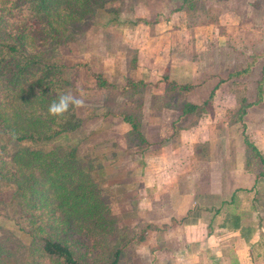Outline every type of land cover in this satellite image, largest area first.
<instances>
[{
	"label": "rangeland",
	"instance_id": "1",
	"mask_svg": "<svg viewBox=\"0 0 264 264\" xmlns=\"http://www.w3.org/2000/svg\"><path fill=\"white\" fill-rule=\"evenodd\" d=\"M5 1L6 7L10 3L17 6L14 16L8 18L9 25L15 29L13 21L24 24L27 15L24 2ZM254 4L260 9L243 17L245 6ZM192 5L188 10L184 0H104L103 5L92 7L82 20L68 25L56 40L41 31L30 35L33 47L29 52L57 66L63 91L82 96L85 101L84 107L73 110L81 125L50 140L49 147L75 149L84 165L94 167L93 180L103 190L101 200L110 209L113 222L108 245L122 250L118 264H139L138 259L147 254L141 242L148 219L139 215L134 205L138 183L133 176L142 167L135 155L142 153L143 145L138 144L141 138L131 131L127 133L131 128L122 122V116L136 117L140 127L151 116L150 120L161 119L159 98L171 99L174 93H179L166 91L167 77L162 72L165 66L168 73L178 70L172 67L177 63L175 56L181 58L179 69L184 66L185 72H192L197 68L203 73L204 82L209 79L207 74L211 76L212 65L235 66L244 60L264 65V0H193ZM182 6L186 9L176 12ZM229 11L232 13L228 14ZM0 13L8 17L6 9L5 12L0 9ZM11 27L9 32L15 35ZM34 27L38 28L35 23ZM30 43L28 40L27 45ZM137 63L138 68L144 69L140 75L134 71ZM259 72L258 69L255 75H261L264 81V73L262 76ZM137 74L143 80L142 85L124 90ZM95 76L110 86L99 87ZM255 89L248 90L252 99ZM184 95L187 96L185 93L180 97L183 99ZM15 190V185L0 179V238L6 237L5 232L14 236L16 242L7 244L12 249L20 246L13 264H28L31 259L26 248L31 246V237L24 230L27 228L18 210ZM78 240L83 252L86 251L87 262L96 259L99 264H108L102 258V248L91 245L89 238Z\"/></svg>",
	"mask_w": 264,
	"mask_h": 264
},
{
	"label": "crops",
	"instance_id": "2",
	"mask_svg": "<svg viewBox=\"0 0 264 264\" xmlns=\"http://www.w3.org/2000/svg\"><path fill=\"white\" fill-rule=\"evenodd\" d=\"M254 9L246 5L243 17ZM174 61L178 70L169 75L165 66L164 76L188 88L159 98L161 119L141 123L135 155L142 167L134 205L148 217L139 264H264V81L255 75L264 65H212L204 82L197 68L185 72ZM185 104L198 109L183 114ZM245 139L263 161H252Z\"/></svg>",
	"mask_w": 264,
	"mask_h": 264
},
{
	"label": "trees",
	"instance_id": "3",
	"mask_svg": "<svg viewBox=\"0 0 264 264\" xmlns=\"http://www.w3.org/2000/svg\"><path fill=\"white\" fill-rule=\"evenodd\" d=\"M103 1L21 0L27 15L22 25L12 22L14 29L8 18L14 16L17 6L10 3L6 7V1L0 0V9L4 12L6 9L8 16L0 13V179L16 188L18 210L27 229L23 228L31 237V246L26 248V255L31 259L28 264H45L46 261L48 264H99L96 259L86 261V251L83 252L78 240L81 237L89 238L91 245L102 248V258L108 264H118L122 254L121 249L109 247L107 242L113 222L110 209L101 200L103 190L93 180L94 167L84 165L75 149L49 147L50 140L75 131L81 119L75 116L73 109L60 119L47 117L48 105L64 93L63 82L57 66L29 52L33 47L30 35L41 31L56 40L68 25L82 20L92 7L103 5ZM184 3L191 10L193 0H184ZM185 9L182 6L176 12ZM34 23L38 28H32ZM9 27L15 30V35L9 32ZM28 40L30 45H27ZM251 64H247V69ZM247 69L240 73L245 74ZM95 80L99 87L110 86L100 76H95ZM165 82L166 91L188 88L167 78ZM138 85L142 82L131 80L124 90ZM260 93L259 90V96ZM248 105L241 108L240 117ZM197 109L198 106L185 104L182 113ZM122 120L141 138L136 117L123 115ZM12 141L13 144H9ZM27 142L29 144L25 145ZM245 145L249 157H260L247 139ZM260 161H263L261 157ZM5 234V238H0V264H13V259L20 254V246L18 249L8 247L7 244L16 239L9 232Z\"/></svg>",
	"mask_w": 264,
	"mask_h": 264
},
{
	"label": "clouds",
	"instance_id": "4",
	"mask_svg": "<svg viewBox=\"0 0 264 264\" xmlns=\"http://www.w3.org/2000/svg\"><path fill=\"white\" fill-rule=\"evenodd\" d=\"M85 106L82 96L72 94L70 91L61 93L47 107V117L60 119L69 112L70 109H80Z\"/></svg>",
	"mask_w": 264,
	"mask_h": 264
}]
</instances>
